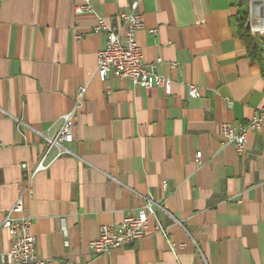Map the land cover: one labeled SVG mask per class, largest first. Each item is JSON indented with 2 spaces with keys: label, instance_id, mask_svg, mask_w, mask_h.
Instances as JSON below:
<instances>
[{
  "label": "crops",
  "instance_id": "0c3cea01",
  "mask_svg": "<svg viewBox=\"0 0 264 264\" xmlns=\"http://www.w3.org/2000/svg\"><path fill=\"white\" fill-rule=\"evenodd\" d=\"M89 1L92 12L77 15V0H0V225L21 195L36 254L53 264H264V122L247 133L241 154L221 145V124L247 123L264 102V52L247 56L234 0L136 7L144 20L136 42L145 62L161 58L169 95L127 79L100 81L105 35L91 28L99 17L118 24L132 0ZM257 1L249 0V13ZM188 84L197 87L194 98ZM78 87L85 94L71 154L34 172L41 135L58 130ZM148 201L155 217L141 241L90 252L101 225ZM156 220L167 237L153 231ZM169 241L184 247L172 251ZM11 242L0 229V253Z\"/></svg>",
  "mask_w": 264,
  "mask_h": 264
},
{
  "label": "built area",
  "instance_id": "2783aa9c",
  "mask_svg": "<svg viewBox=\"0 0 264 264\" xmlns=\"http://www.w3.org/2000/svg\"><path fill=\"white\" fill-rule=\"evenodd\" d=\"M74 6L75 14L92 12L93 8L89 0H77ZM143 0H132L131 11L122 12L118 15V24L113 25L102 17L93 24V33L105 35V45L96 54V73L100 81L109 78L116 80L127 79L133 85L151 89L159 87L165 95L171 93V79L161 75L157 67L161 58L151 62L143 60L142 51L136 42L135 34L144 27L143 15L134 12ZM260 7L251 9L246 21L249 33L258 38L264 48V2ZM154 33L155 30L150 31ZM79 38V35H76ZM175 64H172L173 68ZM264 67V60H263ZM85 87H78L76 91L75 105L72 110L61 116V123L57 131L52 135H41L45 142L44 151L37 163L34 172L46 170L50 164L61 156L70 155L68 145L73 141V127L77 107L84 99ZM197 95V87L194 84L187 85V96L194 98ZM264 122V102L254 112L251 120L247 123L236 125L224 122L221 124V145L232 144L238 154H241L247 142V133L260 129ZM53 155L51 156L52 152ZM201 153L195 155V162L200 164ZM22 168L25 165H21ZM166 186V182H163ZM23 199L19 195L11 208L5 213L0 229L12 237L11 246L8 251L0 253V264H53L52 259L40 258L36 254L35 236L31 231V221L24 216ZM155 217L154 204L148 201L145 206L135 214H127L122 221L116 225H101L97 235L88 243V248L93 255H104L115 250L124 249L141 241L148 231V218ZM154 232L161 233L167 237L166 227L158 220L153 227ZM172 251L176 247H184V243L169 241ZM61 264H75L62 262Z\"/></svg>",
  "mask_w": 264,
  "mask_h": 264
},
{
  "label": "trees",
  "instance_id": "16d2710c",
  "mask_svg": "<svg viewBox=\"0 0 264 264\" xmlns=\"http://www.w3.org/2000/svg\"><path fill=\"white\" fill-rule=\"evenodd\" d=\"M248 2L249 0H234L237 12L235 15L237 21V32L239 38L242 40L246 54L253 60H259L263 55V48L259 39L252 36L246 27V21L248 18Z\"/></svg>",
  "mask_w": 264,
  "mask_h": 264
},
{
  "label": "rangeland",
  "instance_id": "374dc122",
  "mask_svg": "<svg viewBox=\"0 0 264 264\" xmlns=\"http://www.w3.org/2000/svg\"><path fill=\"white\" fill-rule=\"evenodd\" d=\"M262 45V44H261ZM262 48H263V45H262ZM263 52H264V48H263Z\"/></svg>",
  "mask_w": 264,
  "mask_h": 264
},
{
  "label": "water",
  "instance_id": "95a60500",
  "mask_svg": "<svg viewBox=\"0 0 264 264\" xmlns=\"http://www.w3.org/2000/svg\"><path fill=\"white\" fill-rule=\"evenodd\" d=\"M258 2L261 3V1H257V3H258Z\"/></svg>",
  "mask_w": 264,
  "mask_h": 264
}]
</instances>
